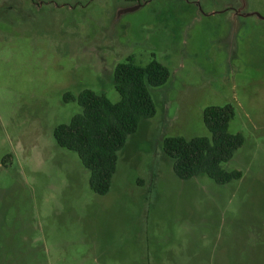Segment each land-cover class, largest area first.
Returning <instances> with one entry per match:
<instances>
[{"label":"rangeland","instance_id":"rangeland-1","mask_svg":"<svg viewBox=\"0 0 264 264\" xmlns=\"http://www.w3.org/2000/svg\"><path fill=\"white\" fill-rule=\"evenodd\" d=\"M128 56L170 76L99 196L54 131ZM226 105L242 177L179 180L163 140ZM0 264H264V0H0Z\"/></svg>","mask_w":264,"mask_h":264},{"label":"trees","instance_id":"trees-1","mask_svg":"<svg viewBox=\"0 0 264 264\" xmlns=\"http://www.w3.org/2000/svg\"><path fill=\"white\" fill-rule=\"evenodd\" d=\"M169 76L168 69L155 59L140 66L128 56L114 71V87L120 96L117 103L91 90H84L77 98L65 94V102L76 101L81 112L69 123L59 125L54 139L59 148L78 155L90 173L89 185L94 194L104 196L110 191L119 152L141 122L156 114L150 89L165 85ZM233 116L231 105L207 107L203 111V123L211 138L163 140V152L172 161L173 172L179 180L204 175L222 186L242 177L241 171L222 167L244 143L241 134L228 131Z\"/></svg>","mask_w":264,"mask_h":264}]
</instances>
